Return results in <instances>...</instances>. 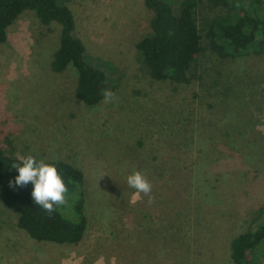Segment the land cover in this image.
I'll list each match as a JSON object with an SVG mask.
<instances>
[{"label": "rangeland", "instance_id": "374dc122", "mask_svg": "<svg viewBox=\"0 0 264 264\" xmlns=\"http://www.w3.org/2000/svg\"><path fill=\"white\" fill-rule=\"evenodd\" d=\"M58 1L73 15V35L85 48L86 62L105 75L102 92L84 96L80 71L71 63L61 71L52 67L60 27L23 12L0 45V150L80 169L86 229L76 245L36 241L0 202V264H223L226 237L245 232L250 209L264 203V123L256 124L263 140L249 155L257 177H245L232 160L196 167L199 152L187 144L179 121L191 111L187 119L195 127L206 116L195 95L201 84L225 73V64L205 53L195 82H157L136 47L149 30L142 0ZM229 68L239 74L254 70L257 90L264 89V52L224 70ZM105 90L112 93L107 102ZM250 113L240 108L233 114L245 127ZM133 171L150 183L148 196L133 199L125 182ZM58 211L71 218L66 204Z\"/></svg>", "mask_w": 264, "mask_h": 264}, {"label": "trees", "instance_id": "16d2710c", "mask_svg": "<svg viewBox=\"0 0 264 264\" xmlns=\"http://www.w3.org/2000/svg\"><path fill=\"white\" fill-rule=\"evenodd\" d=\"M150 12L148 32L136 44L146 71L160 83L190 85L195 81L201 57L208 53L225 64L216 79L206 87L201 84L200 108L206 116L195 121L188 114L179 121L187 144L197 148L193 164L227 166L240 164L245 177L255 176L257 169L249 161L251 151L262 143L263 136L256 124L264 123V89L257 90L259 75L244 69L239 74L227 65L246 61L264 52V0H142ZM205 4L210 10H205ZM25 11H29L45 26L60 27L59 49L52 62L55 70L69 63L79 69L78 90L84 96L100 94L104 73L85 60V48L73 35L74 19L70 10L58 0H0V45L5 44L7 28ZM227 64V65H226ZM196 68V69H195ZM195 69V70H194ZM191 70H194L191 72ZM208 77V69L202 70ZM255 73V77H254ZM245 108L250 116L241 126L235 110ZM207 123V126L201 124ZM185 126H189L186 128ZM217 149V151L213 149ZM19 159L0 150V202L17 213L16 226L33 240L58 245H76L84 237L86 217L83 213V173L63 162L54 164L65 184L64 204L70 208V219L64 218L54 205L47 212L30 199V184L9 187L17 174L12 168ZM212 164V165H211ZM239 165V167H240ZM239 170V169H238ZM248 174V175H247ZM253 212L245 232H233L226 237V264H259L264 257V203L250 209Z\"/></svg>", "mask_w": 264, "mask_h": 264}, {"label": "clouds", "instance_id": "9594fccd", "mask_svg": "<svg viewBox=\"0 0 264 264\" xmlns=\"http://www.w3.org/2000/svg\"><path fill=\"white\" fill-rule=\"evenodd\" d=\"M111 97L112 93L105 90L104 101L107 102ZM12 168L17 174L8 182L9 187L19 188L30 184V199L34 205L51 212L54 205L59 206L64 203L65 184L54 164L38 160L32 155H26L20 157L19 163L13 165ZM125 182L129 188L134 190L133 199L141 193L148 196L151 191L150 183L140 172H131L125 177Z\"/></svg>", "mask_w": 264, "mask_h": 264}]
</instances>
